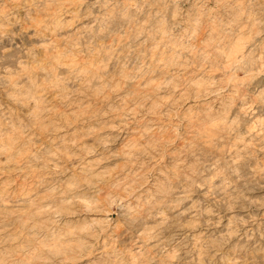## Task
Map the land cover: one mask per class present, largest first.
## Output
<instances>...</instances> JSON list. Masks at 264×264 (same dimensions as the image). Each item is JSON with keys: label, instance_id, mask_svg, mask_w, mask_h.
Wrapping results in <instances>:
<instances>
[{"label": "rangeland", "instance_id": "obj_1", "mask_svg": "<svg viewBox=\"0 0 264 264\" xmlns=\"http://www.w3.org/2000/svg\"><path fill=\"white\" fill-rule=\"evenodd\" d=\"M0 264H264V0H0Z\"/></svg>", "mask_w": 264, "mask_h": 264}, {"label": "bare ground", "instance_id": "obj_2", "mask_svg": "<svg viewBox=\"0 0 264 264\" xmlns=\"http://www.w3.org/2000/svg\"><path fill=\"white\" fill-rule=\"evenodd\" d=\"M90 20V19H89ZM92 20V19H91ZM93 21V20H92ZM240 55H235L234 57H233V60L235 61V60H239V57ZM240 58H241V56H240ZM239 62V61H238ZM228 89V88H227ZM208 91V90H207ZM210 91V90H209ZM215 91V90H214ZM228 92V91H227ZM211 93V92H210ZM216 93V92H215ZM220 94H222V93H220ZM218 95V94H217ZM250 135V134H249Z\"/></svg>", "mask_w": 264, "mask_h": 264}]
</instances>
